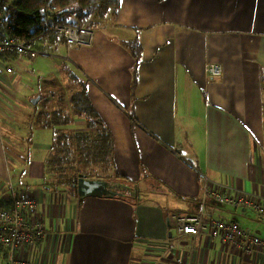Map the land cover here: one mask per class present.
<instances>
[{
	"label": "crops",
	"instance_id": "1",
	"mask_svg": "<svg viewBox=\"0 0 264 264\" xmlns=\"http://www.w3.org/2000/svg\"><path fill=\"white\" fill-rule=\"evenodd\" d=\"M85 25L94 32L90 47L69 50L64 38L47 44L60 52L59 65L81 72L113 135L114 171L124 179H101L133 187L137 197L80 200L47 182L53 132L38 128L21 148L40 77L25 60L12 63L17 73L0 75V203L22 167L28 178L15 188L43 201L47 237L36 264H264L262 255L174 227L175 217L200 211L201 173L230 187L226 196L264 203V0H122L117 12L96 11ZM136 37L142 56L133 87L136 61L122 42ZM211 63L222 65L220 78L209 77ZM219 206L208 198L206 214L228 220Z\"/></svg>",
	"mask_w": 264,
	"mask_h": 264
},
{
	"label": "trees",
	"instance_id": "2",
	"mask_svg": "<svg viewBox=\"0 0 264 264\" xmlns=\"http://www.w3.org/2000/svg\"><path fill=\"white\" fill-rule=\"evenodd\" d=\"M121 1L6 0L3 5V23L10 35L32 42L35 46L45 40L48 44L55 40L63 42L64 37L52 31L51 27L56 24L86 26L94 12L98 11L100 16L108 12L115 13L120 9ZM122 45L136 61L132 81V86L135 87L142 56L140 39L136 37L132 41L122 42ZM73 80L77 82L78 88L71 95V109H35L28 142L33 144V134L38 128L53 132L50 159L47 162L48 170L54 177L53 184L69 189L79 199L75 186L81 175L103 178L105 174L111 173L110 179L124 178L114 171V139L111 131L93 106L86 84L75 77ZM42 98H47V95L41 96ZM78 118L85 121V131L72 129ZM1 205L3 204L0 207Z\"/></svg>",
	"mask_w": 264,
	"mask_h": 264
},
{
	"label": "built area",
	"instance_id": "3",
	"mask_svg": "<svg viewBox=\"0 0 264 264\" xmlns=\"http://www.w3.org/2000/svg\"><path fill=\"white\" fill-rule=\"evenodd\" d=\"M4 2L6 0H0V75L13 77L15 67L12 63L20 59L31 62L43 55L60 58L54 53L37 48L32 42L10 35L3 23ZM51 30L61 34L68 47H88L94 40V32L87 26L56 24ZM207 73L211 78L221 77L223 67L221 64L211 63L207 66ZM201 183L203 191L201 209L195 215L175 217L174 227L177 234L205 235L232 244L247 255L264 256V239L260 235L243 229L235 221L208 217L205 211L207 199L213 197L215 201L224 205L236 208L252 207L256 214L264 219V203H254L242 195L226 196L225 192L231 190L230 187L219 184L202 173ZM4 198L0 207V259L4 260L5 264H34L32 261L34 248L38 247L47 235L45 221L39 213L43 202L41 194H22L10 182Z\"/></svg>",
	"mask_w": 264,
	"mask_h": 264
},
{
	"label": "rangeland",
	"instance_id": "4",
	"mask_svg": "<svg viewBox=\"0 0 264 264\" xmlns=\"http://www.w3.org/2000/svg\"><path fill=\"white\" fill-rule=\"evenodd\" d=\"M13 1H16V0H13ZM91 45H92V43H91ZM90 46H88V47H90ZM36 47L43 49L46 52H50V53L58 52V53H60L59 51H57V49L51 48L50 46H48L47 40H45L44 43L37 45ZM72 47L82 48L81 46H70L68 49L70 50ZM68 49L66 48L67 54H68ZM26 63L28 65L30 64V66L32 65L30 70H32V72L34 74H37V76L40 77V80L37 81L38 86H35V91L38 92L37 88H39L40 92L32 99L33 102H31V107H33V109H45V111L53 110V109H56V110L57 109H71L70 98H71V95L74 94L78 88L77 82L73 80V77H75V79H77L78 81H82V82L84 81L82 79V76H81L82 74L78 70V68L72 67L67 62H65L63 65H59L58 60L56 58L51 57V56H47V55L39 56L35 60H33L31 62H26ZM18 68H19L18 65H15V71ZM16 73H17V71H16ZM218 78H220V77H218ZM214 79H216V78H214ZM84 82H86V81H84ZM43 95H47V98L41 99V96H43ZM21 118L24 119V121H26V122L29 121V118L22 117V116H21ZM76 123L77 124H79V123L83 124V125L78 126L76 128L80 131H82V130L85 131V121L83 119H79V118L76 119L75 123L72 126L75 127ZM76 128H74V131L77 130ZM28 132H29V129H26L25 130V139H27ZM21 148L24 150H28L29 149L28 141L24 140L21 143ZM49 159H50V154H48V156L46 158V162H48ZM116 169L119 170L117 165H116ZM12 172H13L15 181L20 182L19 177L22 174H24V176L26 178H28V173L24 172L22 167H17ZM148 177H149V175H148ZM14 180H12V182L16 186ZM46 180L49 184H51L53 186L54 189H59V190H64V191L69 190L65 187H61V186L57 187L53 184L54 177L51 176L50 171L48 170V165L46 166ZM37 184H39V183H37ZM45 188L46 189H52L51 186H46ZM38 191H40V190H38ZM69 192H70V194L72 193V191H70V190H69ZM3 194L4 193L1 192V195H3ZM32 194H36V193H32ZM161 199L167 200L169 198L161 197ZM171 200H175V199H171ZM219 208H221L222 210L225 211L224 215L226 216V218L228 220L229 219L230 220L235 219V222H237L243 229L252 230L253 231V232L251 231L252 233L257 232V231H255L256 226L254 224H251L252 222H254V220H256V222L258 223L257 227H260L259 230H261V234H262L261 237L264 239V232L262 231V227L264 228V220L260 219L250 209L247 210V212H242V210L235 211L234 209H230V208L227 209L228 207H226L225 205H224V207L219 206ZM224 215H223V217L221 216L219 218H225ZM40 216L42 217L41 214H40ZM42 219L44 221L43 217H42ZM46 237H47V235H46ZM38 249H39L38 247L34 248L35 254H34V257L32 259L34 264L39 263V261H40V256L38 255ZM0 264H2V263L0 262Z\"/></svg>",
	"mask_w": 264,
	"mask_h": 264
},
{
	"label": "water",
	"instance_id": "5",
	"mask_svg": "<svg viewBox=\"0 0 264 264\" xmlns=\"http://www.w3.org/2000/svg\"><path fill=\"white\" fill-rule=\"evenodd\" d=\"M76 189L78 197L83 200L88 197L98 198H136L133 187L124 185L121 182H109L101 178H91L81 175L77 181Z\"/></svg>",
	"mask_w": 264,
	"mask_h": 264
}]
</instances>
